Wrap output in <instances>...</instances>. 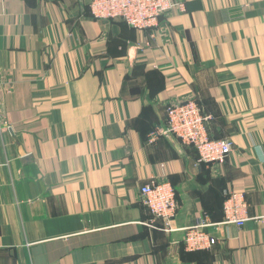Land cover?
Segmentation results:
<instances>
[{"label":"crops","instance_id":"1","mask_svg":"<svg viewBox=\"0 0 264 264\" xmlns=\"http://www.w3.org/2000/svg\"><path fill=\"white\" fill-rule=\"evenodd\" d=\"M185 1L145 32L89 0H0V264H264V0ZM191 98L224 164L148 141ZM151 181L175 189L174 233L146 224ZM201 219L217 244L190 251Z\"/></svg>","mask_w":264,"mask_h":264},{"label":"built area","instance_id":"2","mask_svg":"<svg viewBox=\"0 0 264 264\" xmlns=\"http://www.w3.org/2000/svg\"><path fill=\"white\" fill-rule=\"evenodd\" d=\"M183 6L182 3L171 0H89V8L94 18L105 21L119 18L139 31L157 29L168 13L174 8L184 11ZM2 88L0 83V129L5 130L9 123L5 118L1 99ZM166 108L167 125L159 127L150 136V143L163 135L172 134L184 147L194 148L198 152L199 162L207 165L225 163L234 145L229 139L215 140L209 136L206 126L212 116L204 114L194 98L172 102ZM139 197L143 207L150 212L149 221L146 223L149 227L166 233L176 232L173 223L178 214V202L170 182L151 181L141 188ZM233 201H237L236 196ZM226 210L229 222L243 227L245 220L237 219L229 206H226ZM209 226L208 221L202 219L186 229L184 244L188 250L209 249L217 244L214 238L210 239L204 232Z\"/></svg>","mask_w":264,"mask_h":264},{"label":"rangeland","instance_id":"3","mask_svg":"<svg viewBox=\"0 0 264 264\" xmlns=\"http://www.w3.org/2000/svg\"><path fill=\"white\" fill-rule=\"evenodd\" d=\"M171 1H173L174 3H182L184 6V11H186V8H187V1H186V3H184V1L183 0H171ZM89 3V2H88ZM179 9V8H178ZM178 9H176V8H174L173 10H178ZM173 10L170 12V13H168L166 16H168L169 14H171L172 12H173ZM179 12H184V11H180V10H178ZM96 19V18H95ZM97 20H100V19H97ZM117 20H119V21H121L122 19H119V18H116V19H110V20H108V21H117ZM100 21H105V20H100ZM108 21H106V22H108ZM162 21V20H161ZM123 22V21H122ZM123 23H126V22H123ZM127 24V23H126ZM161 24V23H160ZM127 26L129 27V28H132L131 26H129L128 24H127ZM133 29V28H132ZM154 29H156V28H154ZM154 29H151V30H154ZM134 30H137V29H134ZM151 30H144L145 32H147V31H151ZM137 31H139V30H137ZM195 99V98H194ZM187 100H191V99H187ZM196 100V99H195ZM182 101H186V100H182ZM197 101V100H196ZM197 103H198V101H197ZM169 105V104H168ZM198 105L200 106V104L198 103ZM167 107V106H166ZM200 108H201V110H203L202 109V107L200 106ZM166 110H167V108H166ZM212 120V119H211ZM210 120V121H211ZM209 121V122H210ZM208 122V123H209ZM166 125H167V122H166ZM166 125L165 126H163V127H166ZM208 127V124H207V126H206V128ZM208 134H209V130H208ZM170 135H172V134H170ZM173 136V135H172ZM210 136V135H209ZM174 137V136H173ZM211 137V136H210ZM150 138V137H149ZM148 141H149V139H148ZM215 165H217V164H215ZM230 202H233V199L230 201ZM227 211V210H226ZM178 215V214H177ZM234 216V215H233ZM177 218V217H176ZM202 220V219H201ZM203 220H206V221H208V219H203ZM147 221H149V220H147ZM175 221V220H174ZM199 221V220H198ZM198 221H196V223L198 222ZM196 223H194V225L196 224ZM208 223H209V221H208ZM227 223H230L229 222V218L227 217ZM210 224V223H209ZM234 224V223H233ZM194 225H192V226H194ZM192 226H190V227H192ZM210 226H211V224H210ZM209 226V227H210ZM189 228V227H188Z\"/></svg>","mask_w":264,"mask_h":264},{"label":"trees","instance_id":"4","mask_svg":"<svg viewBox=\"0 0 264 264\" xmlns=\"http://www.w3.org/2000/svg\"><path fill=\"white\" fill-rule=\"evenodd\" d=\"M126 24V23H125ZM127 25V24H126ZM205 114V113H204ZM207 115V114H206ZM212 138V137H211ZM214 139V138H213ZM185 148H187V147H185ZM188 150H192V149H194V148H187ZM195 150V149H194ZM196 151V150H195ZM198 153V152H197ZM198 158H199V154H198ZM204 164V163H203Z\"/></svg>","mask_w":264,"mask_h":264},{"label":"water","instance_id":"5","mask_svg":"<svg viewBox=\"0 0 264 264\" xmlns=\"http://www.w3.org/2000/svg\"><path fill=\"white\" fill-rule=\"evenodd\" d=\"M167 136H168V137H172V138H173V136H172V135H170V134H167Z\"/></svg>","mask_w":264,"mask_h":264}]
</instances>
